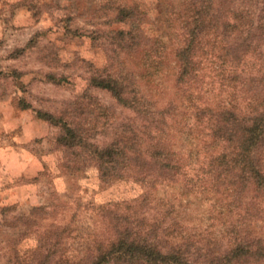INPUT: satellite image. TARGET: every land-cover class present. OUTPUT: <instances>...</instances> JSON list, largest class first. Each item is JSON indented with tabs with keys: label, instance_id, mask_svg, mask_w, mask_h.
Instances as JSON below:
<instances>
[{
	"label": "clouds",
	"instance_id": "clouds-1",
	"mask_svg": "<svg viewBox=\"0 0 264 264\" xmlns=\"http://www.w3.org/2000/svg\"><path fill=\"white\" fill-rule=\"evenodd\" d=\"M0 264H264V0H0Z\"/></svg>",
	"mask_w": 264,
	"mask_h": 264
}]
</instances>
